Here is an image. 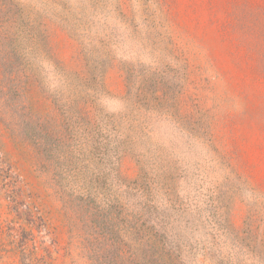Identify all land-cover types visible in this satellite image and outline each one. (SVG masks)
<instances>
[{
  "label": "rangeland",
  "instance_id": "obj_1",
  "mask_svg": "<svg viewBox=\"0 0 264 264\" xmlns=\"http://www.w3.org/2000/svg\"><path fill=\"white\" fill-rule=\"evenodd\" d=\"M0 264H264V0H0Z\"/></svg>",
  "mask_w": 264,
  "mask_h": 264
}]
</instances>
